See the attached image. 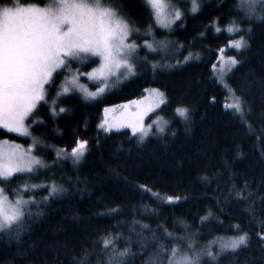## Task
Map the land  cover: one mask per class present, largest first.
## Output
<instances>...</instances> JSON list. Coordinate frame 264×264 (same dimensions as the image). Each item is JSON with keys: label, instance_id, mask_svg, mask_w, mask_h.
Segmentation results:
<instances>
[{"label": "trees", "instance_id": "16d2710c", "mask_svg": "<svg viewBox=\"0 0 264 264\" xmlns=\"http://www.w3.org/2000/svg\"><path fill=\"white\" fill-rule=\"evenodd\" d=\"M15 1L25 4H44L49 0H0L5 6ZM144 0H117L116 5L134 22V27L152 34L133 36L136 42L144 40L173 41L167 49H158L159 55H150L145 49L140 57L149 61L167 58L174 63L183 59L188 51L201 53V60H194L179 68L152 71L151 65L138 69L135 77L128 78L102 97L84 101L79 96L59 100L57 108L70 111L53 118L46 106L41 104L35 115L26 119L32 136L43 144L34 151L45 164L55 167L40 168L36 174H14V179L0 185L14 199L11 189L22 184L43 185L55 180L67 190L62 196L49 198L40 204L42 215L26 221V230L18 239L0 236V264H108V254L100 245L92 242L106 232L119 233L122 237H133L132 251L139 252L135 237L141 233V224L155 229L163 224L175 235L199 232L195 237L197 247H202L216 236H234L240 232L227 230L229 225L239 224L241 231L249 233V243L235 253L222 254L218 264H264V240L258 233L264 231V24L253 25L247 50L228 49L227 56L242 60L227 79V83L242 94L252 108L246 120L252 131L239 116L232 115L224 105L231 102L229 93L211 79L209 71L216 58L215 49L226 45L228 40L239 38L228 33H216L206 27L210 21L220 18L224 27L230 18L240 13L234 11L238 0H201V10L187 14L186 19L169 29H160L149 18L143 6ZM185 7V6H183ZM247 27V24H242ZM204 33L203 39L198 38ZM179 44L181 54L175 55ZM99 63L97 57L91 62L71 65L79 72L87 73ZM67 69L61 72L59 84ZM84 82L87 79L84 77ZM157 88L165 92L169 104L161 106L153 116L162 115L171 121L170 127L158 136H150L144 142L132 138L131 130L106 132L98 129L104 109L142 97L145 89ZM240 94V93H238ZM55 89L47 97L51 101ZM215 97V102L212 98ZM190 108L189 123L173 115L178 106ZM33 120H42L33 124ZM87 124V129L84 125ZM175 132V135L172 133ZM89 139V150L77 164L56 160L55 148H69L74 136ZM0 140H7L28 147L32 138L18 133H7L0 129ZM48 146H52L51 148ZM239 154V155H238ZM248 188L242 193L251 196L248 201H238L236 189ZM147 184L163 195L187 197L172 206H162L148 195H142L137 185ZM24 198L34 197L40 201L48 195L44 189L28 191ZM227 203H225V198ZM219 200V204H218ZM155 208V214L145 211ZM119 208L117 213L110 209ZM254 208V212L246 209ZM211 210L214 215L203 224L200 217ZM32 211H37L32 206ZM101 213H105L101 215ZM223 220L219 224L217 220ZM183 222V224L181 223ZM184 224L190 227L185 228ZM144 236H150L147 231ZM160 236L161 232L158 231ZM165 243H180L165 241ZM118 247H127L124 240ZM155 245L147 244L143 255L129 259V264H166L167 258L154 251ZM213 252L219 251L214 245ZM110 252V250H109ZM87 253V255H86ZM152 260L151 263H148ZM150 262V261H149ZM203 264H216L207 258Z\"/></svg>", "mask_w": 264, "mask_h": 264}, {"label": "snow or ice", "instance_id": "6c2138e0", "mask_svg": "<svg viewBox=\"0 0 264 264\" xmlns=\"http://www.w3.org/2000/svg\"><path fill=\"white\" fill-rule=\"evenodd\" d=\"M188 3V0H144L143 6L149 12V18L155 24L171 30L174 24L186 19L187 14H196L201 10V0H190L191 7H181ZM234 11L239 12L238 16L229 19L224 27H220V18L210 21L206 27H211L216 33H228L237 35L238 39L228 40L226 45L216 48L215 60L211 63L209 71L211 79L224 88L230 95L231 103L224 107L232 115L239 116L245 126L252 131V126L246 120V116L252 112L251 106L242 94V89L232 87L226 81L235 71L236 67L242 64V60L235 56H225L228 49L247 50L250 47L249 39L253 31V25L257 22L264 24V0H238ZM247 24V27H242ZM245 33L246 35H241ZM145 34H152L150 25ZM141 35L139 28L134 27V22L122 15L119 5L104 6L100 0L88 3L87 0H53V3L45 8L35 5L28 6H4L0 8V129L7 133H22L32 138V144L26 149L20 145H14L7 151L0 148V185L14 179V174H36L40 168L55 167V163L45 164L42 158L33 155L43 141L32 136L25 120L35 115L41 104L46 106L53 118L61 113L70 111L69 108L59 107V100L79 96L84 101H92L102 94L115 88L124 79L135 77L138 69L144 65H151L155 74L164 69L179 68L188 65L194 60H201L199 52L188 51L183 59H176L174 63L167 58L161 61H149L147 56L140 57L139 52L145 49L150 55H159L158 49H167L173 41L162 40L149 42L144 40L138 44L132 40L133 36ZM205 34L199 33L198 38L203 39ZM131 41V42H129ZM185 47L179 44L175 55L181 54L180 49ZM92 57H98L99 65L90 72L81 73L77 69L73 71L71 64L84 61L91 62ZM65 69L70 75L57 84L56 81L61 72ZM87 77L94 82L95 91L80 82L81 77ZM55 89L54 98L49 101L47 97L51 90ZM149 93L150 103L141 107L135 103L137 111L129 113L127 117L119 122L109 121L107 118L101 121L98 129L110 132L112 128H121L125 124L131 129L132 138L144 142L146 138L160 135L171 125V121L158 117L150 124L144 123V117L153 112L154 109L162 110L161 105L167 107L169 104L165 92L160 89H145ZM240 93V94H238ZM215 102V97L212 98ZM190 108L178 105L173 110L175 117L189 123ZM109 109H104L105 117ZM264 120V114L259 117ZM33 124H41L42 120H33ZM87 129V124L84 125ZM175 135V132L172 133ZM2 143V142H0ZM89 139L74 136L71 147L55 148L56 160H71L73 164L79 163L89 150ZM52 147V146H48ZM239 155V154H238ZM44 189L48 195L37 201L34 197L24 198L28 191ZM142 195H148L162 206H172L179 201H186L187 197L163 195L158 190H153L147 184L137 185ZM248 188L245 182L243 188L236 189L232 185V191L236 193L238 201H248L249 196L242 193ZM14 199L7 195V190L0 186V236L7 235L9 239H18L26 230V221L34 220L42 212L40 204L47 202L49 198L62 196L67 190L55 180L43 185L22 184L17 189H11ZM227 197L225 203H227ZM218 200V204H219ZM35 206L37 211H32ZM145 211L155 214L157 209ZM119 208L110 209L109 213H117ZM254 212V208L246 209ZM105 213H101L103 215ZM214 213L209 210L205 216L200 217L203 224ZM223 224V220H217ZM183 224V222H181ZM264 225V221H261ZM184 227H190L184 224ZM227 230L240 232L234 236H216L202 247H197L195 237L199 232H186L184 235H175L163 224H158L155 229L148 224H141V233L135 237V243L139 245L140 251L133 252V237H122L119 233L106 232L101 234L92 243L100 245L102 250L108 254V264H129V259L143 255L147 244L155 245L154 251L167 258L166 264H203L205 258L218 264L222 254L231 252L235 254L241 246L249 243V233L241 231L239 224L229 225ZM147 231L151 235L144 236ZM161 235L158 236L157 232ZM261 240H264V231L258 233ZM124 240L127 247L120 249L118 243ZM165 241H179L180 243H165ZM216 245L219 251L213 252ZM110 250V252H109ZM264 251V248L261 249ZM87 255V253H86ZM147 264V262H146ZM163 264V262H161Z\"/></svg>", "mask_w": 264, "mask_h": 264}, {"label": "rangeland", "instance_id": "374dc122", "mask_svg": "<svg viewBox=\"0 0 264 264\" xmlns=\"http://www.w3.org/2000/svg\"><path fill=\"white\" fill-rule=\"evenodd\" d=\"M87 2L88 3H94V0H87ZM100 2L104 5V6H108V5H113V6H116V2H117V0H100ZM171 2L172 3H176V0H171ZM53 3V0H49L48 2H46V3H44V4H25V3H22L21 1H15L14 3H12V4H7V5H5V6H11V7H14V6H17V5H20V6H28V5H35V6H38L39 8H45L46 6H49V5H51ZM183 6H185L186 8H190L191 7V3H190V0H188V3H186V4H184V5H181V7H183ZM2 7H4V6H2V5H0V8H2ZM122 11V10H121ZM122 15H124V16H126L127 18H129L123 11H122ZM154 22V21H153ZM155 24V23H154ZM157 27H159L160 29H164L163 27H161L160 25H157V24H155ZM146 32H142L141 31V34H144V35H148V34H145ZM238 39V38H237ZM133 40V39H132ZM149 41V40H148ZM129 42H131V41H129ZM149 42H151V41H149ZM138 44H140L139 42H137ZM141 43H143V42H141ZM225 56H227L226 55V53H225ZM98 58V57H97ZM99 59V58H98ZM85 62V61H84ZM74 63H77V62H74ZM99 63H100V60H99ZM99 63H98V65H99ZM78 64H81V63H79L78 62ZM97 65V66H98ZM96 66V67H97ZM95 67V68H96ZM71 68H72V70L73 71H76L77 69L76 68H74L72 65H71ZM93 69V68H92ZM91 69V70H92ZM90 70V71H91ZM89 71V72H90ZM68 72V71H67ZM81 73H83V71L81 72ZM71 73H69L68 72V75H70ZM85 79H87V82H84V77L82 76L81 77V80H80V82L82 83V84H84V85H86L88 88H89V90H91V91H95V87H97V86H99V85H95L94 84V82H92V81H90L87 77H85ZM125 80H127V79H124L121 83H119L116 87H119ZM115 87V88H116ZM112 89H114V88H112ZM111 89V90H112ZM151 89H153V88H151ZM157 89V88H156ZM105 94V93H104ZM103 96V94L100 96V97H102ZM100 97H98V98H100ZM146 97H149V93H145L142 97H140V98H137V99H134V100H131V101H134V102H138L139 104H140V106L141 107H145V106H147L149 103H150V99H146ZM98 98H96V99H98ZM130 102V101H129ZM129 102H125V103H122V104H119V105H116V106H112V107H109L108 109H109V112H108V114H107V117H105V114H103V116H102V120H104L105 118H107L109 121H112V122H119V121H122V120H124L126 117H127V115L129 114V113H134V112H136L137 111V105L135 104V103H133V104H129ZM232 102V101H231ZM230 102V103H231ZM162 106V105H161ZM156 112V109H154L153 110V112H149L145 117H144V123L145 124H150V123H152L153 121H155L158 117H162L163 119H165V120H168L166 117H164V116H162V115H156V116H153V114ZM25 124H26V122H25ZM122 129H129V130H131L126 124H125V126L124 127H121V128H112V130L111 131H116V130H122ZM168 129V128H167ZM166 129V130H167ZM102 130H104V129H102ZM105 131V130H104ZM18 134H20V135H22V136H25V135H23L22 133H18ZM161 135V134H160ZM154 136H158V135H154ZM0 142H2V143H0V148H3L5 151H7L10 147H12V146H14V145H20L22 148H27V147H25V146H23V145H21V144H18V143H15V142H11V141H7V140H0ZM33 155H35L34 154V152H33ZM37 156V155H36ZM25 199H27V198H25ZM218 247V246H217ZM150 261V262H149ZM148 261V263H151V261L152 260H149ZM153 262V261H152ZM154 263V262H153Z\"/></svg>", "mask_w": 264, "mask_h": 264}]
</instances>
